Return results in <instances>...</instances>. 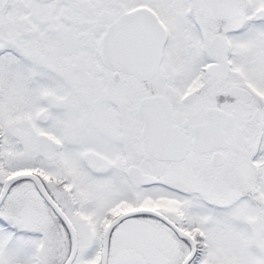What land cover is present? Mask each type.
<instances>
[{
  "label": "snow or ice",
  "instance_id": "snow-or-ice-1",
  "mask_svg": "<svg viewBox=\"0 0 264 264\" xmlns=\"http://www.w3.org/2000/svg\"><path fill=\"white\" fill-rule=\"evenodd\" d=\"M0 264H264V0H0Z\"/></svg>",
  "mask_w": 264,
  "mask_h": 264
}]
</instances>
